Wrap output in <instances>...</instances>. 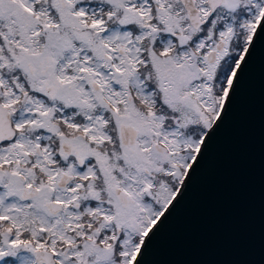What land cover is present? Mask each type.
<instances>
[{"label": "snow or ice", "instance_id": "snow-or-ice-1", "mask_svg": "<svg viewBox=\"0 0 264 264\" xmlns=\"http://www.w3.org/2000/svg\"><path fill=\"white\" fill-rule=\"evenodd\" d=\"M258 46L264 0H0V264H145Z\"/></svg>", "mask_w": 264, "mask_h": 264}, {"label": "water", "instance_id": "water-1", "mask_svg": "<svg viewBox=\"0 0 264 264\" xmlns=\"http://www.w3.org/2000/svg\"><path fill=\"white\" fill-rule=\"evenodd\" d=\"M145 264H264V46Z\"/></svg>", "mask_w": 264, "mask_h": 264}]
</instances>
